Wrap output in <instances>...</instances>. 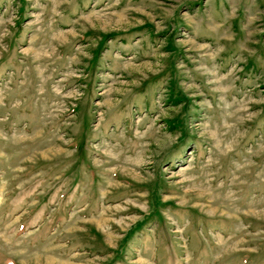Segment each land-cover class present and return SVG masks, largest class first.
Masks as SVG:
<instances>
[{
	"label": "rangeland",
	"instance_id": "rangeland-1",
	"mask_svg": "<svg viewBox=\"0 0 264 264\" xmlns=\"http://www.w3.org/2000/svg\"><path fill=\"white\" fill-rule=\"evenodd\" d=\"M0 264H264V0H0Z\"/></svg>",
	"mask_w": 264,
	"mask_h": 264
},
{
	"label": "bare ground",
	"instance_id": "bare-ground-1",
	"mask_svg": "<svg viewBox=\"0 0 264 264\" xmlns=\"http://www.w3.org/2000/svg\"><path fill=\"white\" fill-rule=\"evenodd\" d=\"M129 161V160H128ZM125 164H127V163H125Z\"/></svg>",
	"mask_w": 264,
	"mask_h": 264
}]
</instances>
